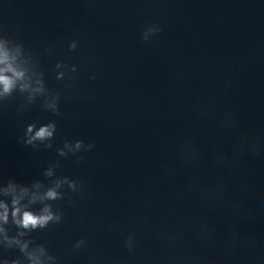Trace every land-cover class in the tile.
<instances>
[{
    "label": "clouds",
    "instance_id": "clouds-1",
    "mask_svg": "<svg viewBox=\"0 0 264 264\" xmlns=\"http://www.w3.org/2000/svg\"><path fill=\"white\" fill-rule=\"evenodd\" d=\"M161 29L158 26H149L142 34V38L148 40L151 35L159 32ZM77 47V42L74 40L70 43V50ZM18 50V49H17ZM57 68L65 67L64 65L57 64ZM71 71L75 72V66L71 67ZM63 72L58 73L57 79H62ZM95 79V76L92 77ZM15 91L20 93H28L27 99L32 102L38 94L45 93V87L42 79H37L35 85L31 82L28 76V69L17 62V56L0 42V99H7L12 96ZM57 97H53L46 103V108L59 114L57 105ZM56 131L55 122L43 124L37 128L35 123L27 125L25 131L24 143L31 145L34 148L39 147V143L51 141ZM39 142V143H38ZM46 148H51V143H45ZM94 145L89 143L84 144L83 141L77 140L74 143L65 142L64 147L58 150L60 156H65L67 152H78L81 149L89 150ZM67 150V151H66ZM54 167H59V163ZM54 167H49L44 175L46 177L54 176ZM64 185H67L72 191L78 189V184L67 177L56 178L52 181V185L45 188L40 182H34L31 187L18 185L14 181H9L7 186L0 189V195L10 197V203L0 200V236L3 242L11 247L16 245L20 251L25 254L29 264H46L47 261H54L55 258L47 255L45 248L39 246L36 249L29 250V241L22 240L27 232L36 229H44L49 224L60 223L63 218V213L59 210L54 211L53 206L49 201H55L63 198V193L59 191ZM43 189V191H42ZM72 202L71 200L69 201ZM40 204L41 207L38 211L32 210V205ZM14 224L20 231L16 237H9L5 225ZM86 241L80 239L74 245V249L79 250ZM129 251L134 248L133 239L129 236L125 242ZM8 264V261H4ZM12 264H19V261H12Z\"/></svg>",
    "mask_w": 264,
    "mask_h": 264
}]
</instances>
